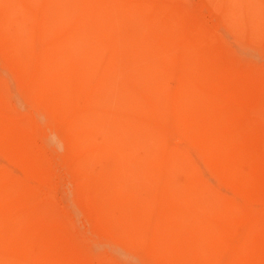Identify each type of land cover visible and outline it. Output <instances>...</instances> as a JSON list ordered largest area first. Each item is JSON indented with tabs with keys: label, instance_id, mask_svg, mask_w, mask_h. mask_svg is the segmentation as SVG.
Instances as JSON below:
<instances>
[{
	"label": "bare ground",
	"instance_id": "bare-ground-1",
	"mask_svg": "<svg viewBox=\"0 0 264 264\" xmlns=\"http://www.w3.org/2000/svg\"><path fill=\"white\" fill-rule=\"evenodd\" d=\"M184 1L0 0V264H264V31Z\"/></svg>",
	"mask_w": 264,
	"mask_h": 264
},
{
	"label": "rangeland",
	"instance_id": "rangeland-1",
	"mask_svg": "<svg viewBox=\"0 0 264 264\" xmlns=\"http://www.w3.org/2000/svg\"><path fill=\"white\" fill-rule=\"evenodd\" d=\"M232 0H217L218 10L219 12H224L227 5L233 11ZM238 2L237 12L239 13L238 18L235 17L231 13L232 21L235 19V24L238 25V28H243L247 30L249 26L253 24L258 25V30L264 31V0H235ZM184 3L191 8H199L203 6L204 8H208V6L212 5V0H185ZM259 20V21H258ZM252 24V25H253ZM244 33V32H242ZM231 39L227 37L226 42L230 43ZM256 62H263L264 57V43H260L255 48V52L252 56ZM216 183V181H212ZM58 184V185H57ZM62 184L61 182L56 183L52 189V194L60 195L62 192L65 194L63 196H58V198H63V205L66 207V215L67 217L72 220L73 230L75 234V239L81 245L83 249L93 255L95 258H104L109 260H115L117 258V253L114 251V248L109 247L108 245L97 243L93 241L89 235L86 233L82 222H76L74 217L77 213V209L75 207V203L72 197L71 189H62L59 185Z\"/></svg>",
	"mask_w": 264,
	"mask_h": 264
}]
</instances>
